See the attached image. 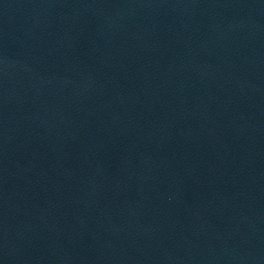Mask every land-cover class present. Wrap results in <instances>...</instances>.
<instances>
[{"label": "water", "instance_id": "water-1", "mask_svg": "<svg viewBox=\"0 0 264 264\" xmlns=\"http://www.w3.org/2000/svg\"><path fill=\"white\" fill-rule=\"evenodd\" d=\"M0 264H264V0H0Z\"/></svg>", "mask_w": 264, "mask_h": 264}]
</instances>
